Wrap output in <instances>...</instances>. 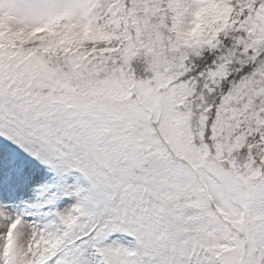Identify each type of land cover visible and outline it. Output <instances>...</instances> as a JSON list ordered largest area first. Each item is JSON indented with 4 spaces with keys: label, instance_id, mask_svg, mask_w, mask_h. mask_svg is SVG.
Instances as JSON below:
<instances>
[{
    "label": "snow or ice",
    "instance_id": "6c2138e0",
    "mask_svg": "<svg viewBox=\"0 0 264 264\" xmlns=\"http://www.w3.org/2000/svg\"><path fill=\"white\" fill-rule=\"evenodd\" d=\"M0 264H264V0H0Z\"/></svg>",
    "mask_w": 264,
    "mask_h": 264
}]
</instances>
